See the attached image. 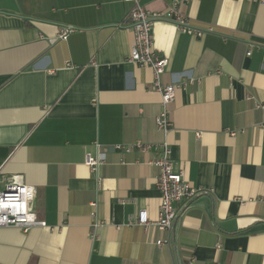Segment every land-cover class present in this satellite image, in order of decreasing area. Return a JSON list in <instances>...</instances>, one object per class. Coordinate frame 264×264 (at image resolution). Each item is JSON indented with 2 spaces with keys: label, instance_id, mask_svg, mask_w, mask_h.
<instances>
[{
  "label": "crops",
  "instance_id": "0c3cea01",
  "mask_svg": "<svg viewBox=\"0 0 264 264\" xmlns=\"http://www.w3.org/2000/svg\"><path fill=\"white\" fill-rule=\"evenodd\" d=\"M171 2L140 0L150 10ZM130 8L0 0V189L20 176L45 222L25 233L0 227V264H264V0L180 4L189 25L212 27L201 37L154 23V47L168 58L160 83L195 78L168 104L167 131L156 128L151 68L127 62ZM135 139L166 142L174 168L201 189L174 204L168 231L126 225L142 208L157 218L154 151L107 149L97 172L85 164L96 142Z\"/></svg>",
  "mask_w": 264,
  "mask_h": 264
},
{
  "label": "built area",
  "instance_id": "2783aa9c",
  "mask_svg": "<svg viewBox=\"0 0 264 264\" xmlns=\"http://www.w3.org/2000/svg\"><path fill=\"white\" fill-rule=\"evenodd\" d=\"M129 2L131 8L128 12V22L133 31V43L130 46L127 62L138 66L150 67L153 72V89L161 96L162 110L155 117V124L158 130L167 131L171 126L169 119L168 104L174 99L175 91L183 86L187 81L192 82L195 78L191 76H181L177 82L162 85L159 76L168 66V58L161 56L156 51L153 43L152 28L157 20H167L173 22L180 32L201 37L206 32L212 31V27L197 28L189 25L186 18L179 10L180 4H185L188 0H172L164 10H150L140 4V0H122ZM73 29L66 27L58 35V39H64ZM250 53V50L247 51ZM256 107L260 104L256 103ZM264 124V121H263ZM233 134V133H231ZM199 136V133H196ZM96 153L86 155L85 164L92 172H97L98 167L106 160V150L115 149L121 153H131L139 151L148 153L154 151V157L147 161L158 170L156 177V188L159 191V206L156 220H151L145 208L138 209L136 213L129 216L126 225H139L147 227L154 225L160 230H170L173 223L179 216L174 204L183 199L194 198L201 189L192 187L184 177L183 169H175L171 157L170 147L166 142L152 144L135 139L131 142L116 143L111 146L102 147L95 143ZM35 197V188L23 182L20 176H13L3 184L0 189V227L12 226L23 233L32 227L45 226V222L37 217L30 210V203ZM91 226L96 228L100 221L95 217V212L91 211ZM94 236V234H93ZM157 245L162 241L157 240ZM185 264H195L193 257H189Z\"/></svg>",
  "mask_w": 264,
  "mask_h": 264
}]
</instances>
